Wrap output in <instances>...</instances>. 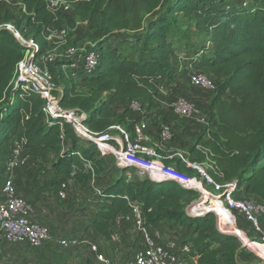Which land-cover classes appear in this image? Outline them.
<instances>
[{
    "label": "trees",
    "instance_id": "16d2710c",
    "mask_svg": "<svg viewBox=\"0 0 264 264\" xmlns=\"http://www.w3.org/2000/svg\"><path fill=\"white\" fill-rule=\"evenodd\" d=\"M18 1L13 7L0 5V181L18 146L33 160V166L21 169L30 184L39 182L30 168H44L49 163L47 167L54 174L43 184L54 188L59 205L71 208L74 202L67 197L68 188L66 197H60L62 183L74 181L80 185L95 175L105 179L103 187L93 188L91 207L69 219L72 222L76 217L71 223L72 235H89L97 245L100 239H111L115 230L127 223L117 224V217L128 214L132 204L138 203L149 230L162 218L171 221L170 226L183 228L185 237L179 241L188 243L190 255L195 256L192 264H244L239 261L245 251L239 248V238L219 229L221 207L217 206L218 212L190 216L186 207L195 201V190L172 179L128 178L127 168L116 167L117 175L106 180L108 154H103L95 142L80 138L68 120L62 121V140L58 122L47 124L44 96L13 84L24 48L1 24L12 23L38 43L35 61L43 68L46 66L39 58L55 47L53 39L46 38L48 29L66 28L64 46L72 45L76 22L88 20V31L97 39L83 51L95 49L99 53L96 71L89 74L71 68L69 60L60 56L47 63L59 105L84 112L86 126L100 133L113 124H125L128 108L122 112L118 109L130 99L138 98L146 106V118L154 112L157 96L171 89L180 74L179 51L187 32L181 27V17L192 20V27L202 39L189 48L193 50L190 62L215 81L208 105L211 123L195 135L192 159L208 160L209 172L217 182L236 179L238 196L264 202V0L245 6L240 0H64L70 4L71 14L51 10L47 0ZM129 115L134 120L140 118L134 113ZM127 127L131 129L132 123ZM162 162L193 174L178 158H163ZM17 193L32 204L34 211V201L23 192ZM47 225L51 239L45 243L63 249L58 238L69 234L57 235L54 226ZM81 247L88 249L85 245L67 247L57 255L59 260L43 262L44 256H40L35 264H80L69 263L67 258ZM130 253L122 257L124 261ZM81 264L100 263L89 255Z\"/></svg>",
    "mask_w": 264,
    "mask_h": 264
},
{
    "label": "built area",
    "instance_id": "2783aa9c",
    "mask_svg": "<svg viewBox=\"0 0 264 264\" xmlns=\"http://www.w3.org/2000/svg\"><path fill=\"white\" fill-rule=\"evenodd\" d=\"M242 5H249L250 0H240ZM13 7L19 4L18 0H0V5ZM47 7L51 10H62L68 14L72 13L69 3L64 0H47ZM76 25L89 27L87 19H81ZM13 32L19 43L24 48L23 58L18 62L13 84L20 86L23 90H32L40 93L45 98L43 111L46 114L47 124L51 125L57 121L61 134L59 137L64 140L63 120H68L74 132L84 140H91L98 145V149L103 154L112 153L116 157V165L119 168H127L125 172L128 178H150L153 180L172 179L178 181L184 187L196 190L201 195L200 201H210L214 199L218 202V207L222 206V211L218 212L216 206L213 209L192 210L193 205L202 206L198 201H193L186 207V212L190 216L202 215L207 211H216L219 214V229L222 232L231 233L240 240L241 249L252 251L260 250L264 255V202L254 197H240L235 194L237 190V180L217 182L209 172L211 164L208 160H193L187 151H176L161 155L157 145H147L146 131L148 119L146 106L138 98L130 99L126 102L128 112L137 114L138 120H129L132 123L131 129L127 125L113 124L106 131H91L83 122L85 113L77 108L64 109L59 105V98L54 93L57 89L51 72L46 67L39 66L35 61V51L38 43L32 37L24 36L10 22L2 23ZM47 39H53L55 48L58 45L64 46L67 41V30L48 29ZM59 47V46H58ZM73 45L64 46L62 53L47 52L39 59L43 62L53 60L57 55L69 60L71 68H80L86 73L92 74L96 71L99 62V53L95 49L83 51ZM188 82L191 86L213 91L215 81L207 74L195 69L191 62L188 64ZM169 112L182 119L195 120L200 126V131L207 130L211 120L209 111H203L197 104L184 97H176L169 103ZM173 138L171 123L163 120L159 124L157 142H167ZM15 156L8 162L5 176L0 181V240L4 239L14 244H26L32 247L42 246L51 239L49 226L31 217L33 213L32 204L17 193L14 185V178L18 171L26 166H33L32 157L24 153L17 146L14 149ZM178 158L184 166L193 172L192 175L177 170L175 167L162 162V159ZM169 168H168V167ZM169 172H174V177ZM2 182V183H1ZM59 190L61 198L66 197L68 184L62 183ZM98 192H100L97 189ZM215 209V210H214ZM223 212V214H222ZM242 217L248 223L247 228L242 224L237 227L236 219ZM229 221L236 226L231 230L226 228L224 222ZM117 224L121 222L131 223L138 235L140 243L132 244L128 242L127 250H130V257L124 264H192L195 256L190 255L188 243H181L173 237H162L159 233L152 232L145 224L141 205L133 203L131 211L123 216L117 217ZM239 225V224H238ZM247 229V230H246ZM231 230V231H230ZM249 230V232H248ZM250 233V234H249ZM58 243L63 248L85 245L93 255L95 261L100 264H121L113 263L99 246L92 242L87 236H74L72 234L61 236ZM258 264V263H257ZM264 264V260L260 262Z\"/></svg>",
    "mask_w": 264,
    "mask_h": 264
},
{
    "label": "rangeland",
    "instance_id": "374dc122",
    "mask_svg": "<svg viewBox=\"0 0 264 264\" xmlns=\"http://www.w3.org/2000/svg\"><path fill=\"white\" fill-rule=\"evenodd\" d=\"M256 0H250V2H255ZM180 24L181 27L184 30H187V32L183 35V38L181 40V44L182 47L181 50L179 51V57L181 62H178L177 67L180 70V74L179 76L176 78V80L173 82V85L171 87V89H169L168 91H163L161 94H159L156 98V102H157V108L154 109V112L151 114L147 115V119L152 120V118L158 120V121H162L164 119H157V117L164 115L163 111H160L161 109L163 110H168V106L169 103L174 100V98L176 97H184V98H189L186 94H189V89H191V94L194 95V99L195 102H197V106L198 108H200L203 111L208 110V105L210 104L211 101V96L214 95V92L211 90H206V89H202L199 87H194L191 86L188 82V64L191 61V58L193 57V50L190 51V47L191 45L195 44V43H201V37L198 35V32L195 31V29L192 27V20H187L186 18L181 17L180 20ZM190 24V25H189ZM188 28V29H187ZM72 45L77 47L79 50L85 48V46L87 44H90L89 42L94 41L95 39H97V35H95L94 33L88 31V28L84 25H79L77 27V31H75L74 33H72ZM186 40V41H184ZM186 42H188V44H186ZM118 43V42H117ZM59 46V47H58ZM57 48L53 49L52 53H57L60 54L63 52L64 47L61 45H58ZM187 49V51L185 50ZM59 56V55H57ZM48 60L43 62L46 66V68L48 69ZM47 63V64H46ZM50 66V65H49ZM197 93V94H196ZM199 93L203 96H206L209 98L207 99V101H209V103H199V100L196 99V97L199 98ZM212 94V95H211ZM210 96V97H209ZM190 99V98H189ZM126 107V104H123L119 109L118 112H122L123 109ZM128 117L129 120L133 119L131 116H129L128 114H126V118ZM130 117V118H129ZM163 118V116H162ZM127 125V123L125 122V126ZM128 128V127H127ZM197 135V134H195ZM50 158H53V155L50 153ZM107 165L108 168L106 169L104 175L106 176V180L108 179H112L113 177H115L118 173V169L116 168V157L114 154L109 153L107 155ZM168 165V164H167ZM49 166V163L48 165ZM42 167L39 168L38 166L36 167H32L30 168L32 170V174L34 175V178L36 177L38 179V181L44 183V180L47 178L48 176H50L51 174H54L52 171L49 170L48 167ZM172 166V165H170ZM168 167V166H167ZM169 168V167H168ZM105 180V179H104ZM104 180L101 178V176H94V179L91 180L90 182L87 183H83V184H77L74 183V181H70L68 184V192H67V197H71L73 198L72 201H74L73 203H70V210L72 212H74V209H78L77 212H79L80 210H82L85 207H91V201L90 199H92L93 197V188H100L103 187L105 185ZM196 191V190H195ZM197 193V192H196ZM195 201H198L202 204V206L198 207V205H193L192 206V210H194L195 212L203 210V209H213L211 207L212 204H215L216 207L218 206V202H215L214 199H212L210 201V203H208V201H200L202 199L200 194H196L194 197ZM194 201V202H195ZM220 207V206H219ZM222 208V206H221ZM215 210V209H214ZM72 213H70L69 218H72ZM224 222V226L226 228H229L231 230L235 229L236 226L229 221V224ZM238 222L242 223L245 228H247L248 223L246 221H244V219L242 217H239L238 220L236 219V224L237 227H241L240 225H238ZM171 221H169L166 218H162L161 219V223L159 225V227H151V231L152 232H157L159 233L162 237H173L174 239L177 240H181L185 237V231L183 230V228H179L176 227L174 225L170 224ZM80 226V224H79ZM169 229V233H167V230ZM230 230V231H231ZM247 230V229H246ZM249 232V230H248ZM77 235H81L80 233H76ZM250 234V233H249ZM89 236V235H87ZM91 238L92 241L95 242V240L89 236ZM112 238V237H111ZM110 239H100L99 243H101V247H102V251L103 253L109 257L111 259L112 262L114 263H124L125 261L123 260V258H120L121 255L122 257L124 256H128L129 255V250L126 249V243L127 241H129V239H126V241H121V243H115L112 241H109ZM47 243H45L44 245H42L39 248H33L30 247V245H25V244H10L8 242H6V240L1 239L0 240V264H35V258L36 257H40V256H44V261H56L59 260L60 256H57L58 254H62L61 252L64 251L63 249L57 248V247H52L50 245H46ZM122 244L121 248L117 247L118 245ZM91 256V258H93L92 253L89 251V249L85 248V247H81L78 250H74L72 253H70L69 257L67 258V262L69 263H82V259L85 258L86 256ZM245 259V260H244ZM264 260V255L261 254L260 250L257 249L256 251H252L250 249H245V251H243V254L239 255V261L240 263H244V264H260L261 261Z\"/></svg>",
    "mask_w": 264,
    "mask_h": 264
},
{
    "label": "crops",
    "instance_id": "0c3cea01",
    "mask_svg": "<svg viewBox=\"0 0 264 264\" xmlns=\"http://www.w3.org/2000/svg\"><path fill=\"white\" fill-rule=\"evenodd\" d=\"M188 92L189 94L186 95L190 99L189 98L187 99L195 102V100H192L194 99L193 98L194 95L191 94L192 93L191 89H189ZM196 99H198L199 103L201 104L206 102L207 104L209 103V101H207V99L209 98L206 96V94L205 96H203L199 93V98L196 97ZM195 103L197 104V102ZM160 111H163L164 115L157 117V119L159 120L164 119L171 123L173 129V138L172 140H169L167 142H160V143L157 142L158 129L161 121H158L156 119L154 120L148 119V128L146 131V135H147L146 144L149 146L156 144L157 151L163 156H166L171 152L187 151L189 155L192 158H194L195 155L194 152L192 151V148L195 146V142H194L195 134H198L200 132V126L198 125V123L192 119L177 118L173 116L169 112V110L166 109L165 110L161 109ZM129 113L130 112H128V115ZM125 122L128 125L129 120L128 117L126 118V116H125ZM197 147L199 146H196V148ZM29 182L30 181L27 180V175L24 172V170L19 171L14 178V185L18 190V192L20 193L23 192L24 195L26 196L28 195L27 197L34 201V211L31 215L32 218L40 222L47 223L52 227L54 226V232L57 235L61 233L71 234L72 232H74L73 228L71 227V223L76 221L75 220L76 217L71 222V220H69L70 219L69 215L70 213L76 215L78 213L77 212L78 209H74V212H72L71 210H69L70 208L66 204L59 205L60 203L58 202L57 197H55V190L54 188H51L50 185L43 184L40 181L31 184ZM41 187H44L45 189H42ZM39 189L41 190L40 194H39ZM239 217L240 216H238V218ZM160 223L161 220L158 222V224L151 225V227H159ZM238 224L241 225L240 222H238ZM169 232L170 231L168 229L167 233ZM126 239H129V241L127 242H132V244L140 243V236L138 235L134 226L131 223H124L120 226V228H117L112 238L109 241L119 244L123 240L126 241ZM127 242L125 243L127 244ZM100 244L101 243L98 242V246L102 250ZM121 245L122 244L118 245L117 247L119 248L123 247ZM126 249H127V245H126ZM120 258H122V255Z\"/></svg>",
    "mask_w": 264,
    "mask_h": 264
},
{
    "label": "bare ground",
    "instance_id": "6f19581e",
    "mask_svg": "<svg viewBox=\"0 0 264 264\" xmlns=\"http://www.w3.org/2000/svg\"><path fill=\"white\" fill-rule=\"evenodd\" d=\"M170 173V175L172 176V177H174V174H173V172H169Z\"/></svg>",
    "mask_w": 264,
    "mask_h": 264
}]
</instances>
